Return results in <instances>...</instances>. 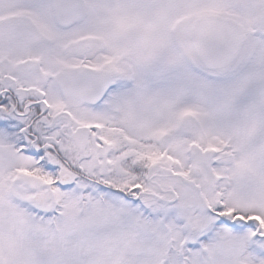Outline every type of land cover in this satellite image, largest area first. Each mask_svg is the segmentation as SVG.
Returning <instances> with one entry per match:
<instances>
[{
  "label": "snow or ice",
  "instance_id": "1",
  "mask_svg": "<svg viewBox=\"0 0 264 264\" xmlns=\"http://www.w3.org/2000/svg\"><path fill=\"white\" fill-rule=\"evenodd\" d=\"M0 264H264V0H0Z\"/></svg>",
  "mask_w": 264,
  "mask_h": 264
}]
</instances>
